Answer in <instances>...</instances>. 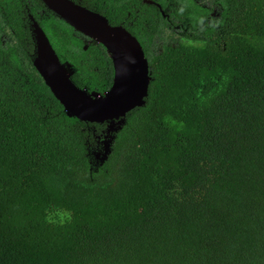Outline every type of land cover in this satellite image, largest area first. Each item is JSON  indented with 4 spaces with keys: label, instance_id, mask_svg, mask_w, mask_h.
<instances>
[{
    "label": "trees",
    "instance_id": "16d2710c",
    "mask_svg": "<svg viewBox=\"0 0 264 264\" xmlns=\"http://www.w3.org/2000/svg\"><path fill=\"white\" fill-rule=\"evenodd\" d=\"M202 1L162 3L166 25L138 0L99 7L168 39L142 41L149 94L102 165L108 122L69 116L32 43L6 46L0 28V264H264V0ZM41 25L74 83L105 95L108 50H84L65 21Z\"/></svg>",
    "mask_w": 264,
    "mask_h": 264
},
{
    "label": "water",
    "instance_id": "95a60500",
    "mask_svg": "<svg viewBox=\"0 0 264 264\" xmlns=\"http://www.w3.org/2000/svg\"><path fill=\"white\" fill-rule=\"evenodd\" d=\"M54 10L78 31L96 39L108 50L114 65V81L105 95L79 88L71 79L70 68L65 66L53 50L42 30L37 31L38 50L34 65L56 99L69 116L86 123H119L118 129H107L105 153L101 165L111 153L113 136L125 123L127 114L143 107L151 83L150 64L140 42L123 28L113 27L101 15L59 0ZM110 131V132H108Z\"/></svg>",
    "mask_w": 264,
    "mask_h": 264
},
{
    "label": "flooded vegetation",
    "instance_id": "af4514ba",
    "mask_svg": "<svg viewBox=\"0 0 264 264\" xmlns=\"http://www.w3.org/2000/svg\"><path fill=\"white\" fill-rule=\"evenodd\" d=\"M59 0H0V28L3 30V36L1 38L2 43L7 45L15 44L16 36L20 35L22 37V41L25 43H32L33 50L32 54L30 55L33 59H35V53L38 50V38H37V31H41L45 34L47 37L49 43L51 44L53 50L57 53L56 48L53 46L50 37H48L46 31L44 30L43 26L41 25V21L45 19H50L53 21H65L58 11L54 10L52 7L53 2L56 3ZM69 4H74L77 7H80L82 9H85L89 12L98 14L106 18L109 22V24L113 27L123 28L128 33H130L133 37H135L141 44L144 52L146 51L145 48L142 45V41L144 43H147L151 45V48L153 50H163L162 46L165 47L167 45V37L164 35V32H162L160 35H154L155 32H153V35L149 39H140L138 34L137 36L132 32L131 28H128L130 25L133 26V22L137 20L133 18L132 16H129L127 19L122 21L120 24H116L114 22H111L110 18H108L106 15L100 13V6L105 5L109 2V0H66ZM141 1L142 4L138 5L140 10H137L139 13H147V16L149 15H156V11L153 13H148V7L152 6L155 8H159L162 12V23L163 25H166L165 20L171 19V15H167L166 12L163 10L162 3L167 2V4L171 5L170 10L174 8L176 5H180L179 3L183 0H138ZM93 3L95 6L91 7L90 4ZM138 3V2H137ZM136 7V6H135ZM136 7V8H137ZM217 7L214 8V13L217 11ZM143 10V11H142ZM66 22V21H65ZM135 22V23H136ZM68 23V22H66ZM179 23V21H178ZM69 24V23H68ZM167 24V25H168ZM70 25V24H69ZM71 26V25H70ZM74 30V37L78 41L83 44L84 50H87L90 46H97L101 44L96 39L78 31L73 26H71ZM179 27V26H175ZM136 29V27H135ZM15 36V37H13ZM103 45V44H101ZM5 46V47H6ZM103 47L106 49V47L103 45ZM27 51V48H25ZM107 50V49H106ZM29 52V51H27ZM58 54V53H57ZM146 55V52H145ZM147 57V55H146ZM148 59V57H147ZM149 60V59H148ZM113 62V61H112ZM114 67V65H113ZM74 76V72L72 77ZM73 81V80H72ZM114 81V79H113ZM105 149V147H104Z\"/></svg>",
    "mask_w": 264,
    "mask_h": 264
},
{
    "label": "rangeland",
    "instance_id": "374dc122",
    "mask_svg": "<svg viewBox=\"0 0 264 264\" xmlns=\"http://www.w3.org/2000/svg\"><path fill=\"white\" fill-rule=\"evenodd\" d=\"M202 0H198V2H201ZM203 2V1H202ZM204 4H206L205 2H203ZM206 6V5H205ZM216 12L214 13V18L213 19H219L220 18V11L218 10V7L216 8ZM70 72H72V70H70ZM71 79H72V74H71ZM73 80V79H72ZM74 82V81H73ZM107 126H108V128L107 129H118L119 128V123L117 122V121H115V122H108L107 123ZM108 132H110V131H108ZM112 133V132H111ZM109 138V137H108ZM108 138H107V136L105 137V140H108ZM104 140V141H105ZM104 141H102V147L104 148L105 146H106V143L104 142ZM94 157H95V159H96V161L97 162H101V159H102V156L101 155H99V154H95L94 153Z\"/></svg>",
    "mask_w": 264,
    "mask_h": 264
},
{
    "label": "clouds",
    "instance_id": "9594fccd",
    "mask_svg": "<svg viewBox=\"0 0 264 264\" xmlns=\"http://www.w3.org/2000/svg\"><path fill=\"white\" fill-rule=\"evenodd\" d=\"M98 163H100V162H98ZM100 165H101V163H100Z\"/></svg>",
    "mask_w": 264,
    "mask_h": 264
}]
</instances>
